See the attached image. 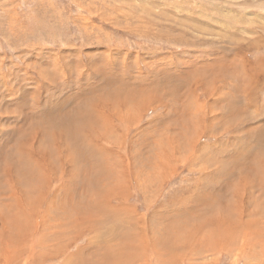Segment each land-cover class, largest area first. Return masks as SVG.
Returning a JSON list of instances; mask_svg holds the SVG:
<instances>
[{"label": "rangeland", "instance_id": "obj_1", "mask_svg": "<svg viewBox=\"0 0 264 264\" xmlns=\"http://www.w3.org/2000/svg\"><path fill=\"white\" fill-rule=\"evenodd\" d=\"M222 57L232 60L220 61ZM114 73L121 74L123 79L111 77ZM156 81L166 88L150 97L154 93L151 85ZM126 83L133 90L127 100L121 89V84ZM65 97L64 107L59 100ZM231 100H236L234 108L239 110L238 117L244 123L238 130H233V122L227 121L231 113L226 103ZM58 109L66 112L64 116H75L63 130L50 117ZM81 113L88 118L80 117ZM61 116H55L59 122L64 118ZM174 142L180 148L171 155ZM10 146L11 150L6 151ZM259 150L260 163L254 158ZM4 153L15 155L12 163L17 160L18 170L9 166ZM0 157V218L13 215L12 223L9 220L5 226L9 231L0 234L3 241L0 247L8 239V244L14 242L13 225L20 222L27 225L26 217L39 220L38 235L45 243L57 233V223L63 227L72 223L74 216L69 220V208L80 209L87 199H91V205L100 201L97 197L111 199L117 191L119 194L113 199H122L133 212L135 238L150 235L154 225L153 234L157 235L154 246L162 250L158 254L163 261L177 264L180 258L190 257L187 245H197L200 235V240L207 238L205 242L211 251L198 252L190 262L183 263L264 264V203L261 208L258 202L260 194L264 196V0H0ZM238 160L252 163L262 173L250 177L249 184L254 179L255 185L253 182L249 189L240 188L241 206L238 203L237 207L234 188L242 187L239 181L244 172L237 181L234 177H224L221 168L231 161L239 163ZM158 161L163 165L155 168ZM14 170L19 172L18 180ZM8 181L19 186L20 195L34 204L25 215L16 216L10 213L13 207L8 210L3 206L9 202L4 196L10 190ZM215 186L223 188L221 203L225 210L229 209L230 213L234 210L237 216L240 209L244 222L254 227L253 231L261 227L260 232H254L256 242L252 248L246 245L248 237L236 229L237 232L228 233L232 234L230 238L225 240L222 236L226 244L232 242L231 249L225 250L219 244L223 243L221 239L211 249L214 238L211 234L219 230L208 224V220L187 224L185 212L189 208L204 211L198 200L210 190L213 194ZM185 196L187 203L182 199ZM63 197L66 206L59 200ZM180 199L186 203V207H180L183 214H173L175 222L170 219L168 223H158V215H168ZM254 200L258 203L253 205ZM215 213L222 220V215ZM241 214L231 219V223L236 224ZM91 216L86 217L91 219ZM198 226L204 227L197 235ZM47 227L50 228L46 230ZM186 230L195 232L191 235L192 243ZM125 239L128 242L127 232ZM71 241H64V248L55 257L40 255L42 263L60 264L65 254H73L85 243L80 238L68 248ZM133 247L138 252L143 248L133 242V253ZM25 248L19 245L6 253L14 256L15 261L10 264H23L22 260L32 257ZM31 248L33 256L37 255L36 243ZM126 255L125 249L120 254L123 261ZM145 260L142 264H153Z\"/></svg>", "mask_w": 264, "mask_h": 264}, {"label": "bare ground", "instance_id": "obj_2", "mask_svg": "<svg viewBox=\"0 0 264 264\" xmlns=\"http://www.w3.org/2000/svg\"><path fill=\"white\" fill-rule=\"evenodd\" d=\"M220 50V49H219ZM222 51V50H221ZM223 52H225V51H223ZM230 52V51H229ZM226 53V52H225ZM228 53V52H227ZM224 55V54H223ZM229 55V54H228ZM231 55V54H230ZM233 56V55H232ZM220 57V56H219ZM224 57H225V55H224ZM224 57H222L221 59H220V61H222L223 59H225ZM237 57V56H236ZM227 58H231V60H232V57H227ZM227 58L225 59L226 61L225 62H227ZM238 58V57H237ZM218 60V59H217ZM230 61V59L228 60V62ZM224 63V62H223ZM231 62H229L228 64H230ZM221 64V63H220ZM231 65V64H230ZM234 65V64H233ZM233 67V66H232ZM225 70V69H224ZM235 70V69H234ZM231 72V71H230ZM230 72H228V73H230ZM235 72V71H234ZM221 73V72H220ZM219 73V74H220ZM164 74L162 73V76H163ZM228 75V74H227ZM230 75V74H229ZM167 76V75H166ZM211 76V75H210ZM111 77H115V78H119L120 80L121 79H123L122 77H121V74H119V73H114V74H112L111 75ZM178 77V76H177ZM164 78V77H163ZM232 78H233V76H232ZM170 79V78H169ZM125 82V81H124ZM107 83V82H106ZM111 83V82H110ZM123 83V82H122ZM142 83V82H141ZM145 83V82H144ZM168 83H170V84H174L172 81H169ZM177 83V82H176ZM181 83V82H180ZM153 85H151V86H153L154 87V93L153 94H151V95H149L150 97H152V96H156L159 92H161V88H163L164 87V89L166 88V85L165 84H162L161 85V83H157V81H156V83H152ZM144 85H146L147 86V84H144ZM136 87V86H135ZM215 87V86H214ZM139 88V87H138ZM149 88V87H148ZM183 88V87H182ZM221 88V87H220ZM121 89H123L124 91H125V94H127V95H125V100H127V98H129V96H130V93H132L133 92V90H131L130 88H129V86H128V84L126 83V84H121ZM144 89H146V88H144ZM144 89H143V91H144ZM153 89V88H152ZM147 90V89H146ZM145 90V91H146ZM217 90V89H216ZM186 91V90H185ZM184 91V92H185ZM213 91V90H212ZM130 92V93H129ZM139 93V92H138ZM145 93V92H144ZM245 94V93H244ZM140 95V94H139ZM138 95V96H139ZM161 95V94H160ZM220 95V94H219ZM222 95V94H221ZM126 96H128V97H126ZM134 96H136V95H134ZM217 96V95H216ZM226 96V95H225ZM252 96V95H251ZM146 97V96H145ZM148 97V96H147ZM218 98H219V96H217ZM221 97H224V95L223 96H221ZM89 98V97H88ZM62 99V98H61ZM59 100V102L63 105V104H65V102L67 101V98L65 97V98H63L62 100ZM225 99V98H224ZM224 99H222V100H224ZM249 99H252V97L251 98H249ZM93 100V99H92ZM230 100V99H229ZM50 101H51V99H50ZM142 101V100H141ZM185 101V100H184ZM216 101V100H215ZM219 101V100H218ZM47 102V101H46ZM52 102V101H51ZM55 102V101H54ZM57 102H58V100H57ZM195 102V101H194ZM225 102V101H224ZM48 103H49V101H48ZM53 103V102H52ZM90 103V102H89ZM92 103V102H91ZM249 103V102H248ZM60 104V105H61ZM186 104V103H185ZM192 104V103H191ZM227 105H226V108H227V111H230V113H231V115H229V117H228V119H227V121L228 122H233L232 124H231V126L233 127L232 129L233 130H235V129H237L238 127H240L242 124H244V123H242V121H241V118H239L238 117V113L237 112H239V110L238 109H235L234 107H237V102H236V100H234V102L231 100L230 102H228V103H226ZM38 105V104H37ZM146 105H148V103L147 104H145L144 106H142L143 107V109H144V107H146ZM188 105V104H187ZM46 106V105H45ZM64 106V105H63ZM54 108H56L55 106H53ZM53 107H51V108H53ZM65 107V106H64ZM86 108V107H85ZM194 108V107H193ZM192 108V109H193ZM226 108H225V110H226ZM45 109H47V108H45ZM44 109V110H45ZM54 110V109H53ZM57 110V109H56ZM197 110V109H196ZM223 110V109H222ZM45 111H47V110H45ZM50 111V110H49ZM48 111V112H49ZM193 110H191L190 112H192ZM226 111V112H227ZM64 112V111H63ZM86 112H89V111H87V109H86ZM50 113H51V111H50ZM55 113V115H51L50 117H53L55 120H56V122H57V124L58 125H60V126H62L61 127V130H63V129H65L67 126H66V123L70 120V119H72V118H74L75 116H70L69 117V115H65L64 116V114L66 113V112H64V113H62V110H59L58 109V111H56V112H54ZM90 113V112H89ZM192 114V113H191ZM199 114V113H198ZM41 115H42V113H41ZM61 115H63L64 116V118H62L63 120L62 121H60L59 122V120L55 117V116H61ZM81 115L82 116H80V117H83V114L81 113ZM90 115V114H89ZM193 115V114H192ZM195 115H196V113H195ZM205 115V114H204ZM225 115V114H224ZM206 116V115H205ZM243 116V115H242ZM245 116V115H244ZM62 117V116H61ZM46 118V117H45ZM52 118V119H53ZM78 118V117H77ZM84 118V117H83ZM82 118V119H83ZM86 118H88V116L86 117V115H85V118L84 119H86ZM34 119V118H33ZM81 119V118H80ZM81 119V120H82ZM91 119V118H90ZM26 120V119H25ZM133 120V119H132ZM132 120H131V122H132ZM211 120H212V118H211ZM219 120V119H218ZM45 121H46V119H45ZM77 121V120H76ZM194 121V120H193ZM215 121V120H214ZM217 121V120H216ZM27 122V121H26ZM42 122V121H41ZM49 122V121H48ZM90 122V121H89ZM219 122V121H218ZM243 122H244V120H243ZM122 123V122H121ZM127 123V122H126ZM175 123V122H174ZM216 123V122H215ZM39 124H40V122H39ZM48 124V123H47ZM74 124V123H73ZM89 124V123H88ZM91 124V123H90ZM119 124V123H118ZM177 124V123H176ZM191 124V123H190ZM193 124V123H192ZM219 124V123H218ZM229 124V123H228ZM201 125V124H200ZM226 125V124H225ZM76 126H78V125H76ZM180 126V125H179ZM182 126H184L183 124H182ZM246 127L248 126V123L246 122V125H245ZM244 126V127H245ZM175 127V126H174ZM197 127V126H196ZM243 127V126H242ZM78 128V127H77ZM80 128V127H79ZM78 128V129H79ZM74 129V128H73ZM178 128H176V130H177ZM232 130V131H233ZM238 130V129H237ZM236 130V131H237ZM242 130V129H241ZM240 131V130H239ZM58 132V131H57ZM65 132V131H64ZM61 133V135H60V140H61V142L62 141H64L63 140V132L61 131L60 132ZM176 133V132H175ZM191 133V132H190ZM237 133V132H236ZM255 133V132H254ZM52 134V133H51ZM192 134V133H191ZM174 135V134H173ZM177 135V137H179L178 136V134H176ZM175 135V136H176ZM59 136V135H58ZM191 136V135H190ZM196 136V135H195ZM234 136V135H233ZM66 137V136H65ZM76 137V136H75ZM174 137V136H173ZM176 137V138H177ZM192 137H193V135H192ZM69 138H71V137H69ZM233 138V137H232ZM252 138V137H251ZM179 139V138H178ZM184 139V138H183ZM196 139V138H195ZM46 140V139H45ZM181 140V139H180ZM184 140H186V139H184ZM183 140V141H184ZM248 140V139H247ZM251 140V139H250ZM160 141V140H159ZM164 141V140H163ZM187 141V140H186ZM185 141V142H186ZM42 142V141H41ZM44 142V141H43ZM53 142V141H52ZM56 142V141H55ZM182 142V141H181ZM35 143V142H34ZM47 142H45V144H46ZM63 143V142H62ZM161 143V142H160ZM164 143V142H163ZM177 143V142H176ZM192 143V142H191ZM37 144H38V142H37ZM174 144H175V142H174ZM180 144V143H179ZM189 144V143H188ZM156 146H159V143H156L155 144ZM163 145V144H162ZM177 145H178V143H177ZM185 145V144H184ZM191 145V144H190ZM189 145V146H190ZM37 146V145H36ZM42 146V145H41ZM55 146V145H54ZM58 146V145H57ZM60 146V145H59ZM172 146V145H171ZM192 146H193V144H192ZM7 147V146H6ZM39 147V146H38ZM50 147V146H49ZM161 147V146H160ZM165 147V146H164ZM164 147H162L163 148V150H165V148ZM185 147H187V145L185 146ZM11 148V146L9 147V149H7L6 151H8V150H11L10 149ZM60 148V147H59ZM172 148V147H171ZM177 148V149H176ZM180 148V147H179ZM178 146H176V144H175V147L170 151L171 152V155H172V152L173 151H177L178 149ZM220 148V147H219ZM224 148V147H223ZM36 149V148H35ZM182 149V148H181ZM259 149V148H258ZM13 150V149H12ZM17 150V149H16ZM20 150H22L21 149V147H20ZM25 150V149H24ZM37 150V149H36ZM162 150V149H161ZM239 150V149H238ZM65 151H68V150H65ZM64 151V152H65ZM260 151L261 150H259L258 151V153H254V156H256V157H254L255 159V162H259L260 163V158L258 157V154L260 153ZM24 152V151H23ZM34 152V151H33ZM58 152H60V151H58ZM166 152V151H165ZM10 153V152H9ZM11 153H12V151H11ZM61 153H62V150H61ZM66 153V152H65ZM74 153V152H73ZM174 153H176V152H174ZM239 153V152H238ZM5 154V153H4ZM7 154V153H6ZM6 154H5V156H6ZM26 154H28V153H26ZM31 154V153H30ZM161 154V153H160ZM217 154V153H216ZM221 154V153H220ZM223 154V153H222ZM226 154V153H225ZM17 155V154H16ZM63 155V154H62ZM229 155H230V153H229ZM240 155L241 156H243L241 153H240ZM260 155V154H259ZM15 156V155H14ZM14 156H12V154H8L7 156H6V159H7V162L10 164L9 166L10 167H15L16 165H18V164H15V163H17V160H16V162L15 163H12L14 160H13V157ZM31 156V155H30ZM67 156V155H66ZM65 156V157H66ZM163 156H164V154H163ZM166 156V155H165ZM190 156V155H189ZM218 156V155H217ZM219 156H221V155H219ZM228 156V155H227ZM226 156V157H227ZM25 157V156H24ZM63 157H64V155H63ZM70 157H71V155H70ZM84 157V156H83ZM169 157H171V156H169ZM234 157V156H233ZM236 157V156H235ZM247 155H245V159L247 160ZM1 158V157H0ZM19 158V157H18ZM17 158V159H18ZM28 158V157H27ZM60 158V157H59ZM72 158V157H71ZM81 158V157H80ZM166 158V157H165ZM168 158V157H167ZM183 158V157H182ZM219 158V157H218ZM230 158V157H229ZM5 159V158H4ZM14 159H15V157H14ZM26 159V158H25ZM33 159V158H32ZM47 159V158H46ZM61 159V158H60ZM67 159H68V156H67V158H66V162H67ZM120 159H121V161H120V164L122 163V158L120 157ZM159 159V158H158ZM157 159V160H158ZM226 159V158H225ZM225 159H223V160H225ZM239 159V158H238ZM244 158H243V160H245ZM27 160V159H26ZM75 160V159H74ZM171 160H173V159H171ZM227 160V159H226ZM225 160V161H226ZM229 160V159H228ZM237 160V159H236ZM245 160V161H246ZM25 161V160H24ZM30 161V160H29ZM37 161H38V159H37ZM50 161V160H49ZM63 161V159L61 160V162ZM159 161H163V160H161V159H159ZM158 161V162H159ZM217 161V160H216ZM221 161V160H220ZM4 162V161H3ZM46 162V161H45ZM65 162V161H64ZM167 162V161H166ZM166 162H165V164H166ZM232 163H225V164H229V165H225V167H224V165L223 164H221V166H222V168H221V171L223 172V176L224 177H234L235 179H237V181L238 180H240L239 178H240V176H242L243 177V175H241V174H243L242 172H244V177L242 178V180H240L239 181V183H241V185H242V187H240V185L238 186H236L234 189H235V194H233V198L235 199V201L237 202V207H238V203L240 204V201H239V197H241L242 195H239V191H240V188L242 189V190H246V188L247 189H249L253 184V182H254V185H255V181H254V179H253V181L251 180V184H249L250 183V177H252V178H254L253 176H255V177H257L258 175H260V174H258L257 172H261V170H259V169H256V168H253L250 164H252V163H250V164H248L247 162H242V161H240L239 162V160H238V162L239 163H233V161H231ZM5 163V162H4ZM29 163V162H28ZM39 163V162H38ZM53 163V162H52ZM74 163H76V161L74 162ZM141 163V162H140ZM202 163V162H201ZM221 163H223V161H221ZM262 163L264 164V162L262 161ZM24 164V163H23ZM22 164V165H23ZM63 164V163H62ZM72 164V163H71ZM160 164H162V163H155L154 164V166H155V168H157L158 166H156V165H159L160 166ZM217 164V163H216ZM1 165V164H0ZM19 165H21V164H19ZM30 165V164H29ZM32 165V164H31ZM35 165V164H34ZM40 165V164H39ZM38 165V166H39ZM163 165V164H162ZM28 166V165H27ZM43 166V165H42ZM48 166V165H47ZM41 167V166H40ZM44 167H46V166H44ZM76 167V166H75ZM153 167V166H152ZM27 168V167H26ZM235 168H237L238 170H236ZM8 169V168H7ZM20 169H21V167L19 168V171H20ZM29 169V168H28ZM32 169V168H31ZM42 169V168H41ZM168 169V168H167ZM218 169V168H217ZM234 169V170H233ZM16 170H18V167L16 166ZM16 170H14L15 171V177L17 178V180H18V177H19V175H18V177L16 176V173L18 172V171H16ZM26 170V169H25ZM190 170V169H189ZM205 170V169H204ZM232 170H233V172H232ZM9 171V170H8ZM22 171V170H21ZM28 171V170H27ZM43 171V170H42ZM123 171H124V168H122V174H123ZM241 171V172H240ZM31 172V171H30ZM29 172V173H30ZM39 172V171H38ZM53 172V171H52ZM71 172V171H70ZM152 172V171H151ZM220 172V171H219ZM221 172V173H222ZM236 172H238V174L236 173ZM14 173V172H13ZM21 173H23V172H21ZM25 173V172H24ZM23 173V174H24ZM27 173V172H26ZM49 173V172H48ZM72 173V172H71ZM74 173V172H73ZM73 173L71 174V175H73ZM80 173V172H79ZM240 173V174H239ZM262 173V172H261ZM18 174H19V172H18ZM45 174V173H44ZM52 174V173H51ZM50 174V175H51ZM58 174V173H57ZM154 174V173H153ZM237 174V175H236ZM26 175V174H25ZM28 175V174H27ZM31 174H29V176H30ZM60 175H62L61 173H60ZM76 175V174H75ZM152 175V174H151ZM205 175V174H204ZM206 175H208V172H207V174ZM235 175H236V177H235ZM28 176V177H29ZM31 176H34V175H31ZM54 176H55V174H54ZM220 176V175H219ZM222 176V177H223ZM6 177H7V175H6ZM12 177V176H11ZM27 177V176H26ZM46 177V176H45ZM60 177V176H59ZM122 177H123V181L122 182H124L126 179H125V176H124V174L122 175ZM15 178V179H16ZM46 178H48V177H46ZM56 178V177H55ZM204 178V177H203ZM206 178V177H205ZM232 178H230V179H232ZM233 178V179H234ZM12 179H14V178H12ZM154 179V178H153ZM222 179V178H221ZM6 180V179H5ZM201 180H203L202 178H201ZM211 182H212V180L211 179H209ZM256 180V179H255ZM260 180V179H259ZM19 181H21V179L19 180ZM23 181V180H22ZM45 181H47V179H45ZM206 181V180H205ZM222 181V180H221ZM9 182V184L11 185L10 186V190H9V192H8V194H5L4 196L6 197V199L8 198L9 199V202H7L6 204H4L3 206L6 208V206H7V208L6 209H8V210H10L12 207H13V210H11V212L10 213H12V214H16V216L18 215V216H22V214H24L25 215V213L26 212H28V210L30 211V209L32 210V207H33V205L34 204H31L30 202H29V200H26V198L24 197V196H22V195H20V193H19V190H18V187H17V185H14V182L12 181V182H10V181H8ZM39 182V181H38ZM213 182H216L215 180H213ZM227 182V181H226ZM225 182V183H226ZM22 183V182H21ZM31 183H32V181H31ZM33 183H34V181H33ZM36 183V182H35ZM229 183V182H228ZM232 183H233V181H232ZM149 184V183H148ZM201 185V184H200ZM202 185H204V184H202ZM233 185H235V184H233ZM22 186V185H21ZM36 186H38V185H36ZM206 186H208V185H206ZM33 187V186H32ZM119 187V189H120V186H118ZM201 187H204V186H201ZM210 187V186H209ZM212 187V186H211ZM23 188V187H22ZM117 188V187H116ZM195 188V187H194ZM205 188V187H204ZM24 189V188H23ZM38 189V188H37ZM37 189H34V190H37ZM198 189H199V187H198ZM202 189V188H201ZM222 186H215L214 188H213V190L212 191H214V193L213 194H211V193H207V194H204V195H202L201 197H200V194H199V196L198 197H200L199 198V200H198V204L199 205H201V208H204V211H200L199 209H197L198 211H196L195 209H190L189 208V212H185V214H187V219L189 220V223H187L188 225L189 224H191L192 222H194V221H196V223L197 222H202V221H204V220H208L209 221V223L208 224H210V225H213V226H215V229H218L219 231L216 233V234H211L212 236H214V238L212 239V242H213V244H212V246L211 247H209V248H211V249H214L215 248V245H216V243L217 242H219V240L221 239L222 240V236H224V239L226 240V238H230L231 237V235H229L230 233L229 232H234V231H236V229H238V231L240 232V233H242L243 235H246L245 237H248V240L246 241V245L248 244V246L250 247V248H252L253 246H252V244L253 243H255L256 242V233H254L255 231H257V233L258 232H260V228L259 229H255L254 231H253V228L254 227H252V228H250L249 227V224L248 223H245L244 222V214L242 215L241 213V211H240V209H239V211H238V213L239 214H241L240 216H239V219L237 218V220H236V224L235 223H231V219H233V218H235V217H237L238 216V213H237V216H235V214L233 213V211H232V213H230V210L229 209H226L225 210V208H226V206L223 204V203H221V199H222V197H223V193H222ZM253 189V188H252ZM196 190V189H195ZM203 190V189H202ZM231 190V189H230ZM39 191V190H38ZM83 192H85V193H88L87 191H85V189H83L82 190ZM108 191V190H107ZM252 191V190H251ZM22 192V191H21ZM49 192V191H48ZM109 192V191H108ZM108 192L105 194V195H107L108 194ZM117 192V191H116ZM116 192H111L112 193V197H111V199H110V196H109V198H103L102 199V197L100 198V197H97V198H95V199H100V201H97V202H94L92 205L90 204V200L91 199H87L86 201H84V202H82V204H81V208L80 209H73V208H69V210H68V212H69V214H70V216L68 217L69 218V220H71V217H73L74 216V218L71 220V222L72 223H70L68 226H65V227H63V226H58V223H57V228H58V230H57V233L56 234H54L53 235V237L51 238V240H47L45 243H43V242H41L40 241V239H41V236H39L38 235V233H39V220L38 221H34V220H29V219H27V217H26V221H27V225H25V224H23V223H18L17 225H13V231H14V233L13 234H15V235H13L14 236V242H11V243H9L8 244V242H9V239H8V241H6V244L5 245H3L2 247H0V260L2 261V264H10V263H14V261H15V259L13 258L14 256H10V255H6V253H8L9 252V250H12V249H16V247H18L19 245H23V246H25L26 248L25 249H27V252L30 254V255H32V257L30 258V257H26L24 260H22V258H21V260H22V263L23 264H43L42 263V256H46V257H49V258H52V256H56L58 253H59V251H60V249L61 248H64V241H66V240H69L70 241V239L71 240H73V241H71L72 243L69 245V247L68 248H71L72 246H74V244L75 243H77V241L80 239V238H82V239H85V243H84V245L83 246H80V247H77L76 249H75V251H74V253L73 254H70V255H68V254H65V256L62 258V260L60 261V264H142V262L146 259L147 261H152L153 262V264H172V263H168V262H166V261H163V259H161L160 257V255L158 254V252H161L162 250L161 249H156L155 248V246H154V243H155V240H156V237H157V235L155 236L154 234H153V231H154V225L153 226H151L152 228H151V230H152V232L150 233V235H148L147 237H145V238H143V239H139V238H135V236H134V234H133V229L134 228H132V227H134L133 225H132V215H133V212L129 209V208H127L128 206H125L124 205V203H123V201H122V199H113L114 198V196L115 195H118L119 194V192H117V194H116ZM201 192V191H200ZM205 192H207V190L205 191ZM23 193V192H22ZM28 193V192H27ZM26 193V194H27ZM110 193V194H111ZM184 193V192H183ZM186 193V192H185ZM23 194H25V193H23ZM29 194V193H28ZM65 194V193H64ZM99 194V193H98ZM109 194V195H110ZM74 195V194H73ZM96 195V194H95ZM104 195V196H105ZM0 196H1V194H0ZM100 196V195H99ZM2 197V196H1ZM29 197V196H28ZM31 197V196H30ZM29 197V198H30ZM117 197V196H116ZM181 197H183V195L181 196ZM89 198H92V199H94L92 196H89ZM186 198V196L184 197V198H182V199H184L185 201H186V203L188 202V200L187 199H185ZM232 198V197H231ZM262 198V199H261ZM5 199V198H4ZM3 199V200H4ZM31 199H33V196H32V198ZM182 199H180V200H182ZM258 199H259V201L258 202H261V208H263V203H264V196L263 195H261L260 194V196L258 197ZM25 200V201H24ZM65 206H66V200L64 199V197L63 198H61V199H59ZM126 200V199H125ZM184 200H182L181 202H179L177 205H176V207L174 208V209H171V211L172 212H167L166 214H168V215H158V217H157V222L158 223H160V224H163V223H165V222H167V221H170V219L172 220V218L173 217H175V215H173V214H176V215H178L179 216V214L181 215V214H183V212H184V210L183 209H181L180 207H186V203H185V201ZM210 200V201H209ZM0 201H1V199H0ZM34 201V200H33ZM37 200H35V202H36ZM59 201V202H60ZM223 201V200H222ZM112 202V203H111ZM118 202V203H117ZM226 202V201H225ZM258 202H255V200H254V202H252L253 203V205L254 204H256V203H258ZM114 203H117L118 205H115ZM201 203V204H200ZM231 203V202H230ZM243 203V202H242ZM36 204V203H35ZM189 204H190V202H189ZM188 204V207H193V205H189ZM228 204V203H227ZM52 204L50 203V205H49V207L51 206ZM197 206V205H196ZM240 206H241V204H240ZM36 207V206H35ZM34 207V208H35ZM198 207V206H197ZM18 208V209H17ZM33 208V209H34ZM210 208V209H209ZM231 208V207H230ZM185 209V208H184ZM234 209V208H233ZM241 209H242V207H241ZM1 211V210H0ZM7 211V210H6ZM63 211H64V209H63ZM33 212V211H32ZM91 212V215L89 214ZM215 212H217V213H220L222 216H221V219L222 220H220V218L218 217V215H214V214H216ZM9 213V214H10ZM35 213V212H34ZM34 213H31V214H34ZM97 216V218L95 217V215ZM209 214H212V216H209V217H207ZM27 215V214H26ZM91 216L92 218L90 219V218H88V217H86V216ZM223 215L225 216L224 218H223ZM256 215V214H255ZM12 216L13 215H8V216H5V217H1L0 218V224H2L3 225V228H4V230H2V231H0V234H4V233H6V232H8L9 230H8V228L7 227H5L6 226V224H8L9 223V220H10V222L12 223ZM31 216V215H30ZM75 216H76V218H75ZM25 217V216H24ZM95 217V218H94ZM31 218V217H30ZM42 218V217H41ZM40 218V219H41ZM138 218V217H137ZM246 218V217H245ZM25 219V218H24ZM23 219V220H24ZM138 219H140V218H138ZM156 219V218H155ZM14 220L16 221L17 220V218L14 216ZM36 220V219H35ZM217 221V222H216ZM230 221V223H228ZM246 221V220H245ZM24 222V221H23ZM41 222V221H40ZM136 222V221H135ZM171 222H175V221H171ZM187 222V221H186ZM253 223H254V221H252ZM110 223V224H109ZM168 223V222H167ZM256 223V222H255ZM135 224V223H134ZM207 224V223H206ZM51 226H53L54 224H50ZM158 225V224H157ZM205 225V224H204ZM251 225H253V224H251ZM49 226V225H48ZM137 226H138V224H137ZM143 226V225H142ZM168 227V226H167ZM171 227V226H170ZM183 227V226H182ZM181 227V228H182ZM204 226H198V229H197V235H198V233H199V229L200 228H203ZM264 227V226H263ZM50 227H47L46 228V230L47 229H49ZM137 228V227H136ZM135 228V229H136ZM139 228V227H138ZM214 228V227H213ZM256 228V227H255ZM258 228V227H257ZM43 229V228H42ZM141 229V228H140ZM166 229H169L170 230V228H166ZM183 229V228H182ZM156 230H158V229H156ZM172 230V229H171ZM244 230V231H243ZM138 230H136V232H137ZM214 231V230H213ZM126 232H127V239H128V242H125V241H127L126 239H125V235H126ZM146 232V231H145ZM156 232V231H155ZM172 232V231H171ZM186 232V236H187V238L189 237L190 238V243H192V241H191V235L192 234H195V232L193 231L192 232V230L191 231H185ZM211 232V231H210ZM237 232V231H236ZM251 232H253L254 233V235L253 236H251ZM147 233V232H146ZM159 233V232H158ZM157 233V234H158ZM176 233V232H175ZM182 233H184L183 231H182ZM229 233V234H228ZM251 233V234H250ZM138 234V233H137ZM148 234V233H147ZM159 234H162V233H159ZM164 234V233H163ZM177 234V233H176ZM228 234V235H227ZM138 235H140V234H138ZM143 235V234H142ZM238 235V234H237ZM47 236H49V235H47ZM162 236V235H161ZM169 236V235H168ZM172 236V235H171ZM199 237V242H198V244L197 245H195V244H190V245H187L188 247H189V250H190V257H188V256H186L185 258H180V262L179 263H177V264H185V263H183L184 262V260H188L187 262H190V260H191V258L192 257H194V254H199L198 252H205V251H207V250H210V249H208V244L205 242L206 240H207V238L205 237V238H203L202 240H200V235H198ZM2 237V236H1ZM7 237V236H6ZM33 237H35V239H32ZM183 237V236H182ZM233 237V236H232ZM237 237H239V236H237ZM254 237V238H253ZM163 238V237H162ZM161 238V239H162ZM176 238V237H175ZM185 238V237H184ZM260 238V237H259ZM6 239V238H5ZM5 239H4V241H5ZM180 239V238H179ZM194 239H196V237L194 238ZM223 239V240H224ZM247 239V238H246ZM55 240H57V241H59V240H62L61 242L59 241V242H55V244L53 243V244H51V242L52 241H55ZM168 240V239H167ZM193 240V239H192ZM222 240V242L223 243H220L219 242V244H221V246H225V250L228 248H232V242L231 241H228V244H226L225 243V241H223ZM233 240V239H232ZM235 240V239H234ZM239 240V239H238ZM254 240H255V242H254ZM163 241V240H162ZM169 241V240H168ZM179 241V240H178ZM242 241V240H241ZM243 241H245L244 239H243ZM3 241H1L0 240V244L2 243ZM49 242V243H48ZM133 242H134V244L135 243H139L140 245H142L143 246V248L138 252V251H136L135 249H134V247H133V250H134V253H133V251H132V245H133ZM185 242V241H184ZM184 242H183V244H184ZM211 242V243H212ZM235 242H237V241H235ZM35 243H36V249L38 250V254L37 255H34L33 256V254H32V248L31 247H35ZM157 243H158V240H157ZM165 243V242H164ZM181 244V243H180ZM31 246V247H30ZM67 246V245H66ZM174 246V245H173ZM218 246V245H217ZM236 246H238V245H234V247H236ZM180 247V246H179ZM261 247V246H260ZM137 248V247H136ZM185 248H187V247H185ZM237 248H239V246L237 247ZM18 249V248H17ZM126 249V253H127V255H126V257L124 258V261L121 259V257H120V254H122V252H123V250H125ZM216 249H218V248H216ZM215 249V250H216ZM68 250H70V249H68ZM164 250V249H163ZM174 250V249H173ZM215 250H213V252H216ZM172 251V250H171ZM211 251V250H210ZM231 251V250H230ZM253 251V250H252ZM256 251V250H255ZM264 251V250H263ZM209 252V251H208ZM207 252V253H208ZM213 252H210V253H213ZM16 253H17V251H16ZM165 253V252H164ZM202 254V253H201ZM209 254V253H208ZM21 255H22V253H21ZM20 255V256H21ZM40 255H42V256H40ZM167 256H169V253H167L166 254ZM251 255V257L254 255V254H250ZM258 255V254H257ZM24 256V255H23ZM173 256V255H172ZM185 256V255H184ZM206 256H207V254H206ZM53 257V258H54ZM16 258V257H15ZM163 258H164V256H163ZM18 259V258H17ZM56 259V258H55ZM60 260V259H59ZM145 260V261H146ZM236 260V259H235ZM169 261V260H168ZM125 262V263H124ZM248 262V261H247ZM244 263H246V262H244ZM196 264H198V263H196ZM208 264V263H207Z\"/></svg>", "mask_w": 264, "mask_h": 264}]
</instances>
